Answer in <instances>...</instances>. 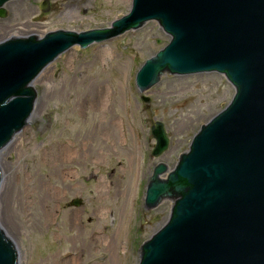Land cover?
Masks as SVG:
<instances>
[{
	"label": "rangeland",
	"instance_id": "1",
	"mask_svg": "<svg viewBox=\"0 0 264 264\" xmlns=\"http://www.w3.org/2000/svg\"><path fill=\"white\" fill-rule=\"evenodd\" d=\"M41 1H6L0 40L107 27L128 12L131 2L48 0L49 10L41 12ZM169 38L149 20L85 48L71 46L34 78L36 107L0 151V227L19 249L18 264H66L74 257L76 264H110L106 243L114 235L119 263L138 264L140 244L162 225L171 207V200L163 199L156 208H144L153 166L162 161L171 170L194 133L234 93L216 72L163 73L139 92L136 71ZM100 48L110 57L99 56ZM99 84L105 96L95 105L91 97ZM155 121L163 123L168 137L159 156L151 155ZM64 147L74 157L70 160L67 151L65 162L56 161ZM73 198H80L81 206H70ZM154 215L159 219L149 222ZM97 231L105 242H90Z\"/></svg>",
	"mask_w": 264,
	"mask_h": 264
},
{
	"label": "water",
	"instance_id": "2",
	"mask_svg": "<svg viewBox=\"0 0 264 264\" xmlns=\"http://www.w3.org/2000/svg\"><path fill=\"white\" fill-rule=\"evenodd\" d=\"M6 1L0 0V18L8 16ZM39 8L46 12L48 0ZM149 20L170 39L136 71L140 92L163 73L217 72L234 93L171 170L162 161L153 167L144 206L170 199L171 208L140 245L138 264H264V0H131L128 13L108 27L1 40L0 150L25 126L36 95L31 83L49 62L73 45L85 48ZM150 131L151 154L158 156L168 138L160 121ZM18 256L0 227V264H18Z\"/></svg>",
	"mask_w": 264,
	"mask_h": 264
},
{
	"label": "bare ground",
	"instance_id": "3",
	"mask_svg": "<svg viewBox=\"0 0 264 264\" xmlns=\"http://www.w3.org/2000/svg\"><path fill=\"white\" fill-rule=\"evenodd\" d=\"M10 37H15V36H10ZM108 52H109L108 49H105V48L104 49H101V48L100 49H97V54L99 56H108V57H110V55H109ZM32 84L33 83H31V86H33ZM104 96H105V91H104L102 85L99 84L98 86H96V88L94 90V95L91 97V102L94 103L95 105H101L103 103ZM34 107H36V106L34 105ZM35 109L37 110V108H35ZM77 148H78V146H77ZM70 149L71 148H69V147H64L63 149L61 148L60 149L61 153H58V155H57L58 158L56 159V161L59 159L61 162L62 161L65 162V160H66L65 153L67 151L69 152V155L68 156H69V159L71 160V158L74 157V155H73L74 153ZM74 149H76V147H74ZM78 149L81 150V148H78ZM67 171H69V170H67ZM1 181H2V179H1ZM0 185H1V183H0ZM50 197L53 198V201L56 200V196H55L54 192L53 193L52 192L50 193ZM115 237H116V235L112 236L111 239H110V241L108 243H106L107 249L110 250V264H120L119 263L118 252H117L116 248L114 247ZM91 241H94V242L99 243V242H103L104 240H102V237L100 235V232L97 231L95 233H91L90 242ZM63 262L66 263V264H76V257L67 259V260H65ZM59 264H63V263L60 262ZM96 264H104V263H96Z\"/></svg>",
	"mask_w": 264,
	"mask_h": 264
},
{
	"label": "flooded vegetation",
	"instance_id": "4",
	"mask_svg": "<svg viewBox=\"0 0 264 264\" xmlns=\"http://www.w3.org/2000/svg\"><path fill=\"white\" fill-rule=\"evenodd\" d=\"M154 217V216H153ZM142 220H143V222H144V219H143V217H142ZM149 222H151V217H150V219L148 220Z\"/></svg>",
	"mask_w": 264,
	"mask_h": 264
}]
</instances>
